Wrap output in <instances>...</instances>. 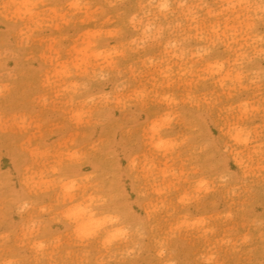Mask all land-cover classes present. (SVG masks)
<instances>
[{
	"label": "rangeland",
	"instance_id": "obj_1",
	"mask_svg": "<svg viewBox=\"0 0 264 264\" xmlns=\"http://www.w3.org/2000/svg\"><path fill=\"white\" fill-rule=\"evenodd\" d=\"M30 2L40 4L34 17H0V81L13 85L6 98L0 97V111L27 117L31 124L28 131L0 133V232L19 229L26 219L18 213L13 194L24 187L28 149L55 150L70 138L85 146L103 141L104 147L82 163L66 167L65 172H95L107 181L109 192L118 194L116 202L125 219L144 223L147 202L140 198L139 185L128 171L129 158L143 151L144 144L138 132L130 138L127 130L171 112L177 119L165 135H189L191 142L159 160L161 171L178 168L184 172L195 152L196 159L212 168L209 174L228 175L230 183L183 209L173 204L175 192L158 198L168 207L155 218L158 231L145 225L147 235L135 259L139 264H153L158 259L156 240L167 235L175 221L206 217V227L215 231L210 236H203L200 227L177 231L168 239L170 255L183 262L219 245V259L226 264L264 260V226L260 224L264 221V181L259 175V155L245 176L246 169L241 168L224 134L226 126L235 128L243 139L247 131L258 133L264 125V112L259 110L264 96V57H241L245 51L252 54L244 39L246 25H254L251 35H264V13L227 10L237 0H169L172 12L167 14L145 7L157 0ZM181 3L197 6L195 20ZM74 4L84 7H68ZM133 15L137 16L135 24ZM150 22L163 28L159 38H154L155 31L145 38L144 29ZM21 29L31 34L30 40H20ZM177 39L185 49L183 58L165 47ZM201 49L209 51L203 57L192 55ZM217 62L225 63V68L218 71ZM72 85L87 87L73 90ZM118 88L125 90L118 92ZM141 91L147 94L143 102H117ZM90 97L94 99L87 105L89 120L82 125L71 123L72 105L83 107ZM245 107L256 110L245 115ZM259 143L256 136L255 145ZM168 186L173 187V181ZM232 189L237 190L235 195ZM44 198L53 202L55 193ZM227 211L233 213L231 219L226 217ZM49 232L64 233V222L51 220ZM244 235L250 240L237 249L234 245ZM226 239L234 245L220 244ZM20 252L29 254L27 248ZM98 255L96 246H70L57 258L90 260Z\"/></svg>",
	"mask_w": 264,
	"mask_h": 264
},
{
	"label": "clouds",
	"instance_id": "obj_2",
	"mask_svg": "<svg viewBox=\"0 0 264 264\" xmlns=\"http://www.w3.org/2000/svg\"><path fill=\"white\" fill-rule=\"evenodd\" d=\"M37 5L40 6L30 0H0V17L9 19L16 16L20 18L34 17L40 8ZM179 6L187 8L191 18L196 19L197 6H187L186 3H181ZM68 7L73 6L69 5ZM145 7L151 11L154 9L158 14L172 12L169 0H157ZM238 8L248 12L264 13V0H255V2L253 0H237V2H230L227 10L235 11ZM248 19L251 20L252 17L249 16ZM132 21L134 24L137 22L136 15L132 16ZM253 27L252 23H248L245 28L244 39L252 54L250 55L247 51L242 52L243 59L251 60L254 56L264 57V35H251ZM153 31H155L154 38H159L163 33V28H155L151 22L148 23L144 29L145 38H149ZM27 35L24 29L20 30L21 41H26ZM165 47L172 51L173 56L183 58L185 54L182 41L179 39L170 41ZM208 51L209 49H201L192 55L203 57ZM240 62L241 59L238 58L237 63ZM215 68L218 71L222 70L225 68V63L217 62ZM80 87L86 88L87 85H72L73 90ZM12 88L13 85L10 82L0 81V97L6 98L12 92ZM124 90V88L117 89L118 92ZM146 98L147 96L143 100ZM93 99L90 97L80 108L72 105V110L69 112L71 123L82 125L89 120L91 111L87 105ZM117 102L125 105L139 103L141 98L137 93H134ZM255 110V108L247 107L244 109V113L247 115ZM259 110L264 112V104L260 103ZM162 115L163 113L153 116L146 122H142L137 128L130 127L127 130L130 138L138 132L144 144V150L132 155L128 162V171L134 175V179L139 185V196L147 202V216L144 223L134 224L125 219L123 210L116 202L118 194L109 192L107 181L101 179L95 172L88 174L84 172L67 174L65 172L66 167L78 165L92 154L101 151L104 147L103 141H92L85 146L77 139L70 138L55 150L32 147L28 149L30 162L24 169V187L21 192L13 194L16 197L18 213L26 216V219L19 229L0 232V264H139L140 261L135 259V256L142 251V242L147 235L145 225H151L153 231H158L155 218L168 207L166 204L160 203L158 198L168 197L172 192H175L176 198L173 204L177 208L183 209L194 201L202 200L204 196L217 189L228 188L230 177L217 172L209 174L212 172V168L196 159L195 152L193 158L186 163L184 172L178 168L172 172L161 171L158 161L165 156H173L176 152L162 153L157 147L159 137H153L145 129L150 127L153 120ZM30 128L31 124L27 117L13 116L12 111L6 109L0 111V133L13 130L28 131ZM224 134L230 140V147L235 151L241 168L246 169L245 176L249 174L248 170H252L254 157L259 155V175L264 181V125L261 126V131L258 133L247 131L243 139L236 135L235 128L226 126ZM256 136L260 140L258 146L255 145ZM190 142L189 135L182 138L177 137V151ZM199 152L203 153V149H199ZM168 181H173L174 186L170 188ZM236 191L235 189L231 190L233 195ZM53 192L55 193L53 202L44 198L48 193ZM185 198H190L191 202H186ZM80 209H85V211L81 213ZM101 209L104 210L101 211ZM226 217L231 219L233 213L231 212ZM54 219L64 222V233L55 232L52 234L49 232L50 221ZM178 222L179 220L173 223L167 235L161 234L156 240L158 259L153 264H226L219 259L217 251L219 245L208 247L194 259L183 262L170 255L168 239L177 231L196 228L188 225L176 228ZM260 224L264 226V221H260ZM197 227L202 229L203 236H210L213 233L206 225ZM85 233L86 235H84ZM89 240L93 243H87ZM249 240V235H244L235 245L231 239L223 240L220 244L234 245L238 249ZM70 246L89 248L96 246L100 255L96 259L90 260L58 259L59 254ZM24 248H27L28 255L20 252V249ZM67 255L71 256V251ZM85 255L88 253L86 252ZM258 264H264V260L259 261Z\"/></svg>",
	"mask_w": 264,
	"mask_h": 264
},
{
	"label": "snow or ice",
	"instance_id": "obj_3",
	"mask_svg": "<svg viewBox=\"0 0 264 264\" xmlns=\"http://www.w3.org/2000/svg\"><path fill=\"white\" fill-rule=\"evenodd\" d=\"M80 4H74L73 7H80ZM39 7V5H37ZM25 39L30 40L31 39V34H28ZM109 56L112 54L109 53ZM137 95L141 98V102H143V98L147 95L144 92H138ZM164 100H169L168 97H164ZM261 104H264V96H262L260 100ZM247 108V107H245ZM177 119V116L172 115L171 112L164 113L162 116L158 117L157 119L153 120L151 122V125L149 128H146L145 131L149 134H151L153 137H159V144L157 147L160 149L162 153H173L177 151V137L173 136H168L165 135V130L169 129L173 125V121L175 122ZM239 137V135H238ZM78 174V172L76 173ZM185 201L190 203V198H185ZM81 213L85 211V209H80L79 210ZM231 212L227 211L225 212V215H230ZM208 224V219L206 217H200L198 219L189 221L187 217H183L182 219L179 220L178 224L175 226L176 228H182L185 225L191 226V227H197V226H205ZM210 231L214 232L215 229H209ZM86 235V233L84 234ZM262 237H264V233L261 234ZM87 243H93V241L89 240ZM244 243V242H242ZM247 243H244V245Z\"/></svg>",
	"mask_w": 264,
	"mask_h": 264
}]
</instances>
